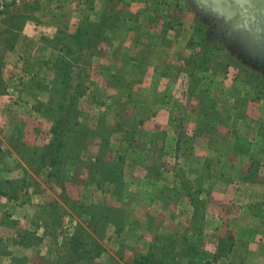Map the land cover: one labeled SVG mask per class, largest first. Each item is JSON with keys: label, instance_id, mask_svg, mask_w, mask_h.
Listing matches in <instances>:
<instances>
[{"label": "rangeland", "instance_id": "1", "mask_svg": "<svg viewBox=\"0 0 264 264\" xmlns=\"http://www.w3.org/2000/svg\"><path fill=\"white\" fill-rule=\"evenodd\" d=\"M77 2L80 3V1ZM131 2L140 6L139 12L134 14L128 12L127 17H119V19L115 21L116 26L110 29V31H106L103 36L102 43L99 45L100 48L97 50L98 53L94 54L92 59L86 60L87 62L85 65L83 64L82 70L78 66H75L72 68L70 75L65 76L63 74L65 72L64 69L61 70L59 68L61 72L58 70V59L61 57L59 41L56 38H50L58 34V29L52 36H49L48 32H44L46 37L51 39H49V46L51 45V48H46V43L42 40L44 37L43 32L41 33L42 36H38V38L30 37L24 33L26 23L28 22V17L24 12L26 10H20L18 8L20 4H16L13 1L0 0V8H3L2 20L0 22V147H5L4 150L0 148V161H2L0 168L3 170L2 173H4V175L1 176L0 182L11 181V184H18L20 182L26 183L25 189L20 193V197L23 199V201H20L18 204L20 209L15 207L11 208L10 211H13V215L16 214L23 217L25 220L28 215L27 211H29V213L30 211L31 213H35L31 219L33 222L35 221L34 223L37 227L46 225V227H50V232L57 230V233L63 234L65 232L64 222L67 220V214L63 212L66 216H61L62 213H60L58 217L55 215L48 216L49 211L55 212L56 210V208H50L47 202L48 198L52 195L48 190H42L41 187V182L50 184L48 170L44 169L40 174L31 172L21 156L16 152V148L22 145L42 147L49 144L53 121L56 119L53 117L58 118L60 115L58 105L65 103L67 106H72L73 102L71 101V97L74 98L73 95L76 94L79 97L77 104L79 113L69 125L66 135V146L68 145L69 147L65 159L63 160L66 176L70 175L74 164L77 165V169L82 172L83 176L85 175L84 173L97 169L103 171L104 167L101 165V161L98 162V158L100 156L106 158L109 150L108 146L105 145H100V147H98L97 140L99 138L96 137V133H94L95 135L91 134L92 136L90 139H87L85 142V149L81 152L78 146H74L73 141L75 135H78L77 128L79 126L87 125L88 129H91V119L96 117L92 116L94 115L95 108L103 110V112L100 113L101 118H98V122L100 121L102 123L101 129L97 132L98 134H106L103 132V123H106L107 119H109V121L117 120L123 124L134 125L137 123L136 121L140 122L141 120H151L152 118L158 117V105L152 103H155L157 100L154 93L158 91V83L161 81L160 78L162 79V76L158 74L152 81H146L143 77L144 72L141 74H139V72L146 71L148 68L153 70V65L156 66L157 69L160 66L163 67L160 62L164 60V57H167V50L161 49L158 51V55H155L156 53L152 52L150 47L151 53L146 55L149 51L146 53V49L144 48L140 50L137 44L141 42L144 46L145 44L153 43L152 47L154 48L156 46L155 44L158 43V46H162L163 48L172 47L175 50H170V53L173 60H175L171 65L182 67L185 61L184 59L179 60L180 57L178 56L182 54L181 57L188 58L193 54L191 50V46L193 47L191 41H197L199 28L206 30L209 39H215L213 36L216 28L213 22L216 21L218 27H223L228 20L226 13L220 14L218 11L208 9L200 0H156L149 1L147 4L142 0H132ZM91 3V0H83V5L85 6L83 14L88 13ZM38 5L39 3L33 4L30 6V10H36ZM45 5H51V1H47ZM125 6L126 5L122 4L120 7ZM121 10H123V8ZM47 11H49V13H46ZM75 11L76 9L73 6H67L61 8L60 14H54L49 8H45L44 13L46 15L44 17L48 18L47 23L51 22L50 24L57 25L60 30L67 29L69 32L73 33L82 18L80 14L76 16L74 14ZM170 16L172 17L170 18ZM99 17L100 16L96 14L92 16L94 20H99ZM83 20L86 19L83 18ZM22 23H24L23 28L21 27ZM129 23L131 25L133 23V26L137 25L138 28L145 31V34L139 36L142 30L137 33L135 28L129 31L123 30V25L126 24L129 27ZM148 23L152 25L158 24V31L155 29L157 26L147 29L145 25ZM166 26L167 28H165ZM164 28L166 29L163 35L165 37L162 41H158V37H161ZM238 29V27H234V30ZM34 31L36 30L34 29ZM242 32L246 33L243 29L240 33ZM132 33L134 36L130 38ZM263 34L264 33L258 36L257 39L253 38L250 40V37L244 34L236 37L231 32L225 33L222 30H220V32L216 31V35L219 38L223 39L224 37H228L227 39L230 38L229 40L234 43L238 42L239 50L234 49V51H232L227 44L229 42H224L222 40L220 44L224 46L226 50L222 52V55H220L221 57L219 56V59L224 61L220 64V69H217L216 63H213L209 69L198 74L201 81L197 83V85L192 84L193 87L197 86L196 89L198 90L196 92L201 93L202 91V96H204V98H216L217 103V114L215 113L213 115V120H210L215 129L213 131L214 136L216 135L217 139L215 144L212 143L213 141L209 140V145L201 149L202 152L207 153V156L204 157V161L206 157H210L212 160L209 162L212 168L225 171L228 169H236L233 168L232 165L234 166V163H238L237 160L245 165H248L250 159L257 160L259 163V172L257 176H253L252 178L260 185L257 186L259 190L253 194H257L258 200L261 201L258 202L261 203L258 210L261 215H264V187L261 186V184H264ZM33 42L35 44H33ZM127 46H129V48L124 51ZM141 51L142 56H144L143 60H146V58L148 60L149 58V60H152V63L147 62V60L145 63H142V61L138 63L137 60L140 57L139 54ZM124 61L125 64H123ZM247 61L253 64H247ZM226 64L229 66L227 70ZM126 65L129 67L130 71H136V73L129 72L130 74L126 75L125 78H120L117 84H123V82L126 84L132 83V85L130 84L132 88L130 90H124L122 87L119 88L110 85L109 79L113 70L120 69V67L122 68ZM175 70L176 69L170 70L171 75L176 74ZM81 72L82 79L80 77ZM136 76H138L137 79H134ZM107 77L109 78L107 79ZM177 77L179 78V74ZM180 82V87H183V91L181 92L184 95L182 97L183 103L180 99L177 101L174 99V96L171 97V95H168L170 97H166L168 98L167 103L170 104L168 106L169 108H167L168 111L166 110L165 113L168 114V112L173 111L175 114L170 112V114H168L169 118L172 119L174 117V122L177 120L178 124H181V121L195 123L194 121L201 120L200 115L195 113V116H193L194 118L183 117L184 113L182 110L185 107V109H197L198 111V109L204 105L202 101L198 99L197 101H191L193 102L192 104L187 102L188 105L186 107L184 98L188 80L181 79ZM104 86L115 89H109L105 94L103 92L105 89ZM125 91H131L133 96H127ZM65 93H69L71 96H64ZM52 108H56L53 113L50 112ZM243 110L245 111L244 118L240 116ZM185 112L187 113L186 110ZM217 121L218 125L216 124ZM220 121H223L225 125H222ZM48 123L51 124V126ZM97 124L91 131L97 130ZM255 127H258V132L254 130L256 129ZM179 131L182 132V134L188 132L185 128H183V130L179 129ZM194 131H196V128ZM142 136L140 137L141 139ZM190 136L191 137L187 135L183 136V143L178 151L186 152L193 150L195 152L197 140L200 139L196 136L192 137L191 134ZM147 138L152 144L155 140L156 143H158V132L149 133ZM205 139H208V137L205 136ZM233 141L234 143H232ZM163 145L164 151L167 152V148H169L170 145L168 146L165 142H163ZM230 146L241 148L238 153L234 152L230 154L240 157L239 159L226 160L228 157L224 154V152H226L224 150ZM88 147H91L90 150L92 151H90V153L86 152ZM247 149L251 151L249 154L246 152ZM211 151H218L214 159L212 158L213 154ZM92 152L96 155H92V158H90L89 155ZM83 153H85L83 158H86L84 160L87 161V163L80 161L79 157L82 156ZM109 155L110 154H108L107 157H109ZM223 158H225V160ZM115 159H117V157H115ZM184 160V165H188V163L192 162V160L190 161L188 158ZM116 163L117 161H115V164ZM27 170L29 171V173H27L28 175L24 172ZM30 174L32 175L33 181H37L39 186H31L33 182H31ZM212 177L213 179L220 180L218 174ZM232 177L233 176L230 175V179ZM122 183L123 180L121 177L116 184L122 185ZM59 188L61 190V201L65 202L67 199L70 200L66 189L64 192L62 187ZM35 192L40 193L38 194L40 197L35 196L37 195ZM38 202L40 205H38ZM54 202L59 203L58 200L52 203ZM79 206H82L81 203H79ZM79 206L74 205L72 208L73 212H82V207ZM24 208L28 210L26 211ZM3 209L6 210L5 207ZM5 210H3V212ZM10 211L7 210V214L5 212L2 215V223L8 221V218L11 220L10 217H12V212L10 213ZM48 217L52 218L54 222L49 224ZM57 220L62 223L61 226L55 223ZM69 221L70 219L67 221V231L68 233H73L76 227ZM84 224L85 220L81 227H84ZM16 227V223L9 221L8 224L5 225L4 235H9L8 232L10 228L15 230ZM49 231L48 233L51 234ZM4 235L3 237L10 243L11 241ZM3 248L5 253V249H7L6 244L3 245ZM61 258L65 261L67 258L66 253H61ZM140 262L142 264H155L152 261L144 262L141 259ZM140 262H136L135 264Z\"/></svg>", "mask_w": 264, "mask_h": 264}, {"label": "crops", "instance_id": "2", "mask_svg": "<svg viewBox=\"0 0 264 264\" xmlns=\"http://www.w3.org/2000/svg\"><path fill=\"white\" fill-rule=\"evenodd\" d=\"M10 1L20 4L18 8L26 10L25 14L31 17L26 23L24 33L36 38L45 31L52 36L58 29L57 25L47 23L48 18L44 17L45 8H49L54 14H60L61 8L73 6L76 16L83 15L85 9L83 0ZM47 1H51V5L46 6ZM142 1L147 4V1L156 0ZM38 3L36 10H30V6ZM108 3L109 0H94L93 15H100ZM139 8V5L131 2L123 10L127 14H134L139 12ZM146 25L147 29H151L158 24ZM122 29L129 31L128 26ZM155 29L158 31V26ZM43 36H46L45 33ZM133 36L132 33L130 38ZM150 47L155 55L161 49L167 50V57L160 62L163 67L157 69L153 65L154 71L150 68L144 70L143 77L146 81L156 78V69L161 71L175 60L170 53V50H175L172 47L163 48L157 45L153 48L149 44L139 46L140 50L144 48L146 53L149 51L146 55L151 53ZM128 48L129 46L124 51ZM139 56L138 63H145L147 58L143 60L142 51ZM147 62L152 63V60L148 58ZM175 72V75L160 78L158 91L154 93L157 100L152 104L158 105L157 118L136 121L134 125L123 124L117 120L106 121V134H109L107 156L110 155L104 158L107 161L115 157L121 158L122 185L101 182L96 170L84 173L83 176L74 164L70 175L66 176L65 185L69 201L78 206L79 203L82 205L79 206L82 207V212L78 213L61 201L58 185L41 182L42 190L46 189L52 195L48 198V204L58 200L59 203H54L62 206L67 214L63 234L57 233V230L50 232V227L46 225L37 227L31 219L35 213H29L27 208H24L28 212L26 220L13 215L10 210L19 208L22 197L16 201L0 196V264H135L140 259L155 264H264V215L258 212L261 204L258 203L261 202L258 195L253 194L259 190L257 186L260 184L253 178L250 179L246 165L237 160L238 163L232 165L236 168L234 170L212 168L209 162L212 159L206 157L204 161L207 153L201 151L210 142L204 135L198 136L200 140H197L195 152L178 151L183 143L179 141V129L185 128L188 131L183 136L191 137V134L195 137L194 130L198 128V120L195 123L181 121L178 124L177 120L174 122L173 116L172 119L169 118L170 112L175 114L173 111L165 113L170 104L167 103L166 97H170L168 95L183 103V87H180V81L185 78L182 75L178 78L177 70ZM104 88L105 94L109 89H115L107 86ZM125 92L127 96H133L131 91ZM184 99L187 107L188 100ZM196 111L197 109L189 110L184 107L183 117L194 118ZM102 112L100 108H95L92 116L96 117L91 119V129L98 123ZM152 132H158V143L156 140L153 144L148 141L147 135ZM91 136L90 134L87 139ZM163 142L170 145L167 152L163 149ZM97 145L100 147V139L97 140ZM0 148L5 149L2 146ZM90 149L88 147L86 152L90 153ZM234 149L235 147L230 146L224 150L228 157H225L226 160L240 158L230 155L234 153ZM211 153L214 159L218 151ZM84 154L79 158L87 163L84 160L86 158H83ZM92 155L96 154L92 152L89 157L92 158ZM186 158L192 160L188 165H184ZM2 172L0 168V179L4 175ZM215 174L220 176V180L213 179ZM230 175L233 176L231 179ZM261 186L264 187V184ZM36 194L35 196H39L40 193ZM7 210L12 212L11 220L8 218V221L2 223L1 217L5 212L7 214ZM99 211L102 213L101 220L100 217L94 218ZM69 219L76 227L73 233L67 231ZM84 220V228L88 233L82 238L83 242L76 246L79 248L73 250L69 242ZM9 221L16 223L17 227L15 230L10 228L9 235L6 236L4 228ZM52 222V218L48 217V223ZM61 225L60 222L59 226ZM3 235L11 242L8 243ZM4 244L7 246L5 253ZM61 253H66L65 261L61 258Z\"/></svg>", "mask_w": 264, "mask_h": 264}, {"label": "trees", "instance_id": "3", "mask_svg": "<svg viewBox=\"0 0 264 264\" xmlns=\"http://www.w3.org/2000/svg\"><path fill=\"white\" fill-rule=\"evenodd\" d=\"M92 1V0H91ZM132 1V0H131ZM130 0H109V3L107 5V8L99 15V20H94L92 18V5L94 3V0L91 3V7H89L88 13H84L80 20V23L77 24V28L74 30V32H69L67 29H59L58 28V34L54 37L50 38H56L59 41L60 44V53L61 57L58 59L59 68L61 70H65L63 73L65 76L70 75L72 68L75 66H78L79 68H83V64H86V60L92 59L93 55L98 53L97 50L100 48L99 45L102 43L103 36L105 35L106 31H110V29H113L114 26H116V20L119 19V17H127L128 14L125 13V10H120L122 8L130 6L131 3ZM149 2V1H147ZM29 4V3H27ZM122 4L126 5L125 7H120ZM121 14V15H120ZM95 15V14H94ZM131 15V14H130ZM28 17V20H31V17L26 15ZM172 16H170L171 18ZM85 18L86 20H83ZM132 22V21H130ZM24 23L21 24V27L23 28ZM126 26L127 25H123ZM147 27V25H145ZM135 28L136 32H140L142 29L138 28L137 25L133 26L129 23V29ZM144 28V26H143ZM167 28V26L165 27ZM164 28L163 33L161 34V37H158V40H163L165 36L164 33L166 32V29ZM139 36H142L145 34V31H141ZM157 35V34H156ZM159 35V32H158ZM157 35V36H158ZM160 36V35H159ZM42 38V37H41ZM48 37L44 36L42 40L46 43V48H51V45L49 46V39ZM51 40V39H50ZM109 41V40H107ZM220 43H222L219 39H209L206 30L199 28V35L197 38V41H191V50L193 51V54L190 55V57H180L179 60L184 59L185 64L182 67H178L177 65H171L167 64L166 68L163 70H157L155 71L156 75H161L162 77L170 76V70L176 69L179 76L182 75L183 78L188 80L187 83V90L185 92V98L188 100V102L191 103V101H199L201 100L204 106H201L200 109H198L196 114L200 115L201 120H198L197 126L198 129H196V137L198 136H207L210 141H213L212 143L215 144L216 142V135L214 136L213 131L215 130L213 128V124L210 122V120H213V115L217 114V107H216V98L212 97H206L202 96L201 93L196 92L198 89L197 86L193 87L192 84L197 85L201 80L198 77V74L201 72H204L205 70L209 69V67L216 63V68L220 69L222 62L219 59V56L222 55V52H225L226 48L222 46ZM143 45L141 42L137 44V46ZM149 45H153V43H150ZM156 46L158 45L155 44ZM227 56V55H226ZM221 57V56H220ZM125 64V61L124 63ZM143 65V64H141ZM56 68V67H55ZM229 68L228 64H226V70ZM137 69V68H136ZM141 69V66H140ZM139 69V71H140ZM60 71V70H59ZM137 71V72H139ZM61 72V71H60ZM136 73V71H130L129 67L126 65L124 67H120V69L113 70V72L110 75L109 83L112 86H117L119 88H124V90H130L132 88V83H125L123 84H117V81L119 82L120 78H125L126 74L130 73ZM139 72V74L143 73ZM62 74V73H61ZM62 74V75H63ZM63 75V76H64ZM80 77L82 79V72L80 73ZM138 76H136L134 79H137ZM65 78V77H64ZM109 77H107L108 79ZM194 80V82H193ZM125 83V84H124ZM68 86V85H66ZM68 88V87H67ZM64 96L70 97L71 95L64 94ZM71 97V101L73 102L72 106H67L65 103L58 105L60 109V115L59 117H53L56 118L55 121H53V127L51 129V140L49 144L44 145L42 147L34 146L30 147L27 145H22L19 148H16V152L21 156L29 170L35 174H40L44 169L48 170V179L50 183H54L58 185L59 187L63 188V191L65 192L66 189V173L63 166V160L65 159L66 152L69 149L68 145L66 146V135L68 131L69 125L72 123V120L78 115L79 111L77 109V104L79 101V97L75 94ZM200 105V104H199ZM198 106V105H197ZM199 108V107H198ZM56 108L50 109V112H55ZM56 115V114H55ZM245 111L243 110L241 115L244 118ZM58 116V115H57ZM101 118V117H100ZM222 125H225L223 121H220ZM106 123H103V132L107 133L108 130L106 129ZM218 125V121L216 122ZM98 128L95 131H91V129H88V127L85 126H79L77 128L78 135H75L73 138L74 146H78V149L80 152L85 149V139L92 134L95 135L100 139L102 146H107L109 142V134H98L97 132L99 129H101L102 123L99 121L97 124ZM258 132V127H255ZM111 135V134H110ZM182 132L180 134L179 141L181 142L183 140ZM194 140V139H193ZM193 142V141H192ZM215 148V147H214ZM1 150V149H0ZM216 150V149H214ZM241 150L240 147H235L234 152L238 153ZM248 154L250 153V149H247L246 151ZM67 158V157H66ZM77 158V157H76ZM101 161V165L104 167L103 171H100L99 169L96 170V172L100 175V181L101 182H110V183H116L121 177H122V165L123 161L120 157L117 159H113L112 161H107L104 159V157L100 156L98 158V162ZM115 161L117 163L115 164ZM2 161H0V164ZM38 165V166H37ZM37 166V167H36ZM107 166V168H106ZM258 166L259 163L257 160L253 159L248 162V165H246V168L248 169V174L250 175V179L253 176L258 175ZM27 169V168H26ZM26 174L29 173V171H24ZM28 175V174H27ZM31 179V186H39L37 181H33L32 175L30 174ZM254 179V178H253ZM25 182H20L18 184H11V181H5L0 182V196L6 197L9 200H19L20 193L25 189ZM29 185V184H27ZM14 186V187H13ZM5 187V188H4ZM64 199H67L63 197ZM65 203L71 208H73L74 205H76L75 202L69 201L68 199L65 200ZM50 208H56L55 212L48 213V216L55 215L56 217L59 216L60 213L62 215H66L65 210L62 208V206H59L56 203L49 204ZM84 210V206H83ZM65 212V213H63ZM102 217V213L99 211L98 214L95 215L94 218L98 219ZM95 221V219H94ZM93 222V221H92ZM58 225L60 222L57 220ZM87 230L84 227L78 228L75 232V234L72 236L71 241L69 244H71V248L73 250H77L76 246H79L87 234ZM100 248V247H98ZM138 264H142L141 262ZM147 264V263H144Z\"/></svg>", "mask_w": 264, "mask_h": 264}, {"label": "flooded vegetation", "instance_id": "4", "mask_svg": "<svg viewBox=\"0 0 264 264\" xmlns=\"http://www.w3.org/2000/svg\"><path fill=\"white\" fill-rule=\"evenodd\" d=\"M262 4L264 7V0H262ZM205 6V5H204ZM206 7V6H205ZM248 20L247 24H240V22L245 23V21ZM229 21V22H228ZM214 27L216 28L214 30V38L215 39H220V41H228L229 43H227L229 45V47L232 49V51H234V49L239 50V44L238 42L234 43L233 41L227 39L226 37L219 38L216 35V31L220 32V30L226 32H231L234 36L239 37L242 34L249 36L250 40H252L253 38H258V36H261L262 33H264V10H259L256 14H254L252 17H248L247 19L242 18L241 15H236L234 18L228 19L227 23L224 24L223 27H218L217 22L214 21L213 22ZM212 25V26H213ZM234 27H238V30H234ZM219 28V29H218ZM245 30V32H241V30ZM264 37V34H263ZM247 64H253L249 61H247Z\"/></svg>", "mask_w": 264, "mask_h": 264}, {"label": "water", "instance_id": "5", "mask_svg": "<svg viewBox=\"0 0 264 264\" xmlns=\"http://www.w3.org/2000/svg\"><path fill=\"white\" fill-rule=\"evenodd\" d=\"M206 8L226 13L227 19L234 18L236 15H241L242 18L247 19L252 17L259 10H264L262 0H200ZM240 22V24H247Z\"/></svg>", "mask_w": 264, "mask_h": 264}, {"label": "built area", "instance_id": "6", "mask_svg": "<svg viewBox=\"0 0 264 264\" xmlns=\"http://www.w3.org/2000/svg\"><path fill=\"white\" fill-rule=\"evenodd\" d=\"M2 10H3V8L1 7V8H0V22H1V20H2Z\"/></svg>", "mask_w": 264, "mask_h": 264}]
</instances>
